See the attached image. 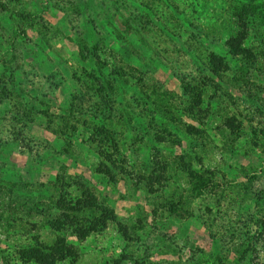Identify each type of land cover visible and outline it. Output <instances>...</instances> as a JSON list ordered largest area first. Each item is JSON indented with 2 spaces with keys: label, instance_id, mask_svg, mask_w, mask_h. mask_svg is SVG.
<instances>
[{
  "label": "rangeland",
  "instance_id": "obj_1",
  "mask_svg": "<svg viewBox=\"0 0 264 264\" xmlns=\"http://www.w3.org/2000/svg\"><path fill=\"white\" fill-rule=\"evenodd\" d=\"M245 1L0 0V264L56 234L55 264H264V23L251 57L225 44ZM81 184L116 219L80 239L48 214Z\"/></svg>",
  "mask_w": 264,
  "mask_h": 264
},
{
  "label": "trees",
  "instance_id": "obj_2",
  "mask_svg": "<svg viewBox=\"0 0 264 264\" xmlns=\"http://www.w3.org/2000/svg\"><path fill=\"white\" fill-rule=\"evenodd\" d=\"M236 17L239 20V29H237L235 34L226 39L225 44L231 54L249 58L252 56V51L244 45V40L248 33L246 23L247 20H254L256 18H259L264 23V0H247L243 2L236 14ZM207 66L215 75H220L221 71L227 68L226 61L222 55L213 51L208 54ZM183 87L184 90H189V87L186 85ZM194 101L195 104H199L198 93ZM228 122L232 123L230 119ZM102 155H104L106 160H102L98 164L97 170L99 172L107 173L110 177H113L109 162L113 166L117 167V165L115 164L114 159L111 158V153L103 151ZM162 170L164 174L159 172L155 175H152L151 173L148 176V190H153L154 183L165 177V169L162 168ZM195 173L196 172L192 170L190 171L192 178L196 175ZM81 185L82 191L78 197H72L71 199L66 198L64 194H59L54 200H50L53 207L58 209L59 214H52L51 217L50 214H48V221L53 230L57 231L70 227L73 229V233L76 237L80 239L86 237L92 232L101 230L109 221H114L116 219V212L112 207L104 201L98 200L96 194L93 193L88 186L83 184ZM34 205L36 204L34 203ZM18 251L21 260H32L37 264H55V262L59 260L66 259L67 257H71L76 254V250L73 249V244L67 242L66 237L62 234H56L51 244L37 241L27 247L20 248Z\"/></svg>",
  "mask_w": 264,
  "mask_h": 264
}]
</instances>
